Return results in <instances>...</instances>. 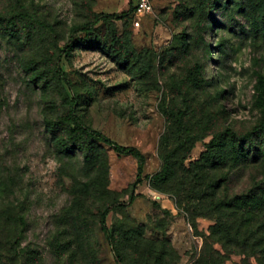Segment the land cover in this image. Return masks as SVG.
<instances>
[{
	"label": "rangeland",
	"instance_id": "obj_1",
	"mask_svg": "<svg viewBox=\"0 0 264 264\" xmlns=\"http://www.w3.org/2000/svg\"><path fill=\"white\" fill-rule=\"evenodd\" d=\"M153 2L135 26L132 0H0V264L264 259V175L235 165L264 145V0ZM100 13L117 17L73 32ZM85 127L139 148L144 174L169 163L168 179L136 184L138 159ZM212 183L249 217L228 236L196 209Z\"/></svg>",
	"mask_w": 264,
	"mask_h": 264
},
{
	"label": "trees",
	"instance_id": "obj_2",
	"mask_svg": "<svg viewBox=\"0 0 264 264\" xmlns=\"http://www.w3.org/2000/svg\"><path fill=\"white\" fill-rule=\"evenodd\" d=\"M132 9H133V12H135L136 7L133 5ZM116 17H117V15L115 13L97 14L92 21L74 27L73 32L77 33V32L92 31L95 28V26L103 18L111 19V18H116ZM56 72L60 78H65V71L63 70V68L61 67L59 62L56 64ZM76 122L79 125H81V121L79 120L78 117H76ZM85 131L92 138L111 146L112 149L115 152H117L119 155L131 154V155H134L138 159L139 168H138V180H137L136 184L142 183L144 179H148L151 182H164L168 179V177L170 175V171H171L169 163H165L164 166L162 167V169L158 172H155L153 174H144V165H145L146 157L141 152V150L139 148H137L135 146H126V145L119 144V143L115 142L114 140H112L111 138H109L106 134H104L98 130L89 128V127H85ZM228 131L231 132L232 130L228 129ZM220 136L216 135L213 138V143H215V141L219 140ZM247 136L248 137L252 136V133H247L245 135V137L247 138ZM241 154H242V156H241V160L239 163L235 164L232 160H230L229 158H226L227 160L225 161V163H226L225 166H234V164H235V165L239 166V169L242 168V169H250L251 170V168H254L256 171H259V169L261 167L260 173L264 175V165L262 166V164L264 163V145L262 143L261 144L252 143L249 147L244 146ZM213 166H214V168H217V166L215 164ZM207 179H209V178L207 177ZM183 186H184V189L182 190V195L184 193L185 199H188L189 201H191V198L188 195H190V196L192 194L195 195L194 198H192V199H197L201 202H202V200H204L203 198H201L203 196V194H205V196L207 195L206 193L202 194V191H204V188H205L204 185H196L193 187L192 184L184 181ZM221 187H222V185L219 183H217V184L212 183L210 186H208V190H206V192L208 193V191H209L208 196L210 197V202H208V203L206 202L207 208L205 209L203 204L200 203V204H197L196 209H198L199 213H201L202 215L208 216V215L218 214V215H221L222 218H225V216H226L228 219V222H225V221L221 222L220 221V226H218V227L216 226V228L219 231H223V234L228 236V235H230V233L233 230L239 231L243 225H247L248 223L243 222V223L239 224V220L242 219L243 217L245 220L246 215L244 216V212H241V211L239 212L238 208L237 209H235V208L226 209L227 207H226V205L224 206V204L230 203V202H228L229 196L226 195V198H225V196L223 195ZM258 187L264 191V183L259 184ZM190 189H193V190H190ZM133 198H134V195L131 196L132 200H133ZM118 204H119V202L111 203L108 206H106V208L101 212V224H102L103 229H105L107 227L106 225H107L108 215L115 209V207ZM254 211L259 212V213L264 212L263 210H261V212H260V210H257V209ZM205 213H209V214H205ZM246 218L249 219V217H246ZM230 221H232L234 224L231 225ZM235 224H239V225L236 227ZM263 226H264V223H263ZM252 230H253V228L249 231H252ZM260 244H262L264 247V232L261 236ZM247 264H251L250 261L247 260ZM261 264H264V259L261 260Z\"/></svg>",
	"mask_w": 264,
	"mask_h": 264
},
{
	"label": "built area",
	"instance_id": "obj_3",
	"mask_svg": "<svg viewBox=\"0 0 264 264\" xmlns=\"http://www.w3.org/2000/svg\"><path fill=\"white\" fill-rule=\"evenodd\" d=\"M133 5L136 7L134 15L133 23L135 26H140V16L152 13L154 11V2L153 0H132Z\"/></svg>",
	"mask_w": 264,
	"mask_h": 264
}]
</instances>
